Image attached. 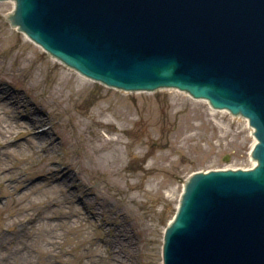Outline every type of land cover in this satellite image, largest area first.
Returning a JSON list of instances; mask_svg holds the SVG:
<instances>
[{
    "label": "rangeland",
    "instance_id": "obj_1",
    "mask_svg": "<svg viewBox=\"0 0 264 264\" xmlns=\"http://www.w3.org/2000/svg\"><path fill=\"white\" fill-rule=\"evenodd\" d=\"M15 6L0 1V264H163L189 177L252 167L247 119L174 89L89 81L7 22ZM100 109L133 120L103 128ZM35 118L45 125L33 130ZM42 131L55 147L34 138Z\"/></svg>",
    "mask_w": 264,
    "mask_h": 264
},
{
    "label": "water",
    "instance_id": "obj_2",
    "mask_svg": "<svg viewBox=\"0 0 264 264\" xmlns=\"http://www.w3.org/2000/svg\"><path fill=\"white\" fill-rule=\"evenodd\" d=\"M14 1L7 22L81 75L179 89L249 120L258 164L190 176L163 261L264 264V0Z\"/></svg>",
    "mask_w": 264,
    "mask_h": 264
},
{
    "label": "bare ground",
    "instance_id": "obj_3",
    "mask_svg": "<svg viewBox=\"0 0 264 264\" xmlns=\"http://www.w3.org/2000/svg\"><path fill=\"white\" fill-rule=\"evenodd\" d=\"M8 1H13L15 3L14 0H8ZM79 75L82 76L85 79H88L87 77L81 75L80 73H79ZM88 80L92 81L90 79H88ZM176 90L181 92L179 89H176ZM196 100L197 101H207L205 99H196ZM213 111L214 112H218V111L227 112V110H224V109H214V108H213ZM99 114H100L99 116H103L104 118H106V121H102L101 122V127H103V128L107 127L108 128V127L113 125V126L116 127V129H117V131L119 133H122L124 131V129H125V126L128 125L133 120L132 117L126 116V115H121V116H117V117L114 116L112 118L110 116H107L105 114V111L102 110V109H100ZM238 117H241V116H238ZM35 119H39L40 121H34V127L32 128L33 130L34 129L37 130L36 128H39L40 126L43 127L45 125V123H46V120H44L42 118H35ZM113 120H116L118 122V125H116V123H114ZM33 136H35L34 138H36V139L41 141L39 143L43 142V143L47 144L48 147H55L56 141L52 137H48L47 131H42L40 133H35V134H33ZM124 143H126L125 140H123L122 136H120V138H118L117 148L115 147V149H113V151H112L113 152L112 159H113V161L115 163L119 164L121 162V160H122V153H123L122 148H123ZM256 143H257V140L255 139V144L254 145H256ZM136 154H137V156H139L140 154H142V151L139 150V151H137ZM159 156H160V160H161L160 161L161 162L160 163L161 167H160L159 170H157L156 173H154L152 176H150L148 178V180H147L148 181V185L151 186V187L158 180V177L161 175V173H163L165 171L164 161L166 160V154L165 153H161ZM257 164H258L257 160H253L252 167L256 166ZM220 170H223V168H220ZM61 173H62V171H61ZM130 185L133 186L134 183L130 182ZM144 193H145L144 195H147V196L148 195H152V190L151 189L144 190Z\"/></svg>",
    "mask_w": 264,
    "mask_h": 264
}]
</instances>
